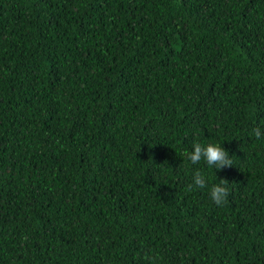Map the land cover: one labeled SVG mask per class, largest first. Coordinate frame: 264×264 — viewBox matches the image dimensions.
Wrapping results in <instances>:
<instances>
[{"label": "trees", "instance_id": "trees-1", "mask_svg": "<svg viewBox=\"0 0 264 264\" xmlns=\"http://www.w3.org/2000/svg\"><path fill=\"white\" fill-rule=\"evenodd\" d=\"M0 264H264V0H0Z\"/></svg>", "mask_w": 264, "mask_h": 264}, {"label": "clouds", "instance_id": "clouds-1", "mask_svg": "<svg viewBox=\"0 0 264 264\" xmlns=\"http://www.w3.org/2000/svg\"><path fill=\"white\" fill-rule=\"evenodd\" d=\"M252 132L257 139L261 138L262 131L260 127L254 128ZM185 156L193 165L199 164L203 160L209 167H214L217 170L233 166L232 157L228 151L215 143L202 144L200 142H193L192 150L185 152ZM217 180L219 182L212 184L209 189V197L217 206H220L227 200L229 195V188L227 186L230 183L224 178ZM193 187L198 189L208 187L206 177L199 170L194 171L192 183L188 185L189 190H192Z\"/></svg>", "mask_w": 264, "mask_h": 264}]
</instances>
